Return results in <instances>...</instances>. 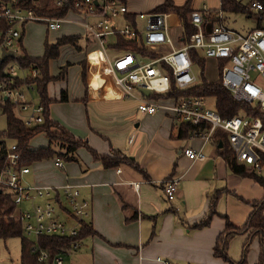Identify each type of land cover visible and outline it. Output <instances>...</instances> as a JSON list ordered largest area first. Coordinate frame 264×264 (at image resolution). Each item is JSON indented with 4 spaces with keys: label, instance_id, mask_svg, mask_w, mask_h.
<instances>
[{
    "label": "built area",
    "instance_id": "built-area-1",
    "mask_svg": "<svg viewBox=\"0 0 264 264\" xmlns=\"http://www.w3.org/2000/svg\"><path fill=\"white\" fill-rule=\"evenodd\" d=\"M66 1L72 4L70 12L86 18H100L93 23H83L85 32L93 40L85 52L88 101L130 99L137 101V110L143 114L159 111L171 114L178 124L190 125V135L185 140L200 138L207 142L220 129L227 134L228 146L237 162L260 168V162L264 161V121L261 117L222 118L214 104L213 108L205 106L207 97L170 96L154 99L150 95L166 93L171 79L179 90H186L199 82L193 73L195 63L191 50L194 49L205 62L214 61L221 85L235 101L253 104L264 112V29L254 28L247 34L239 33L222 23V11H218V22L207 30L203 21L204 18L209 19L212 12L207 9L195 10L189 14V22L195 32L187 41L183 39L179 46H175L167 22L168 13H139L137 18L145 22L144 28L140 29L136 21L132 24L125 18L127 6L117 0H56L55 4L61 6ZM251 9L259 14L263 12L264 5L253 1ZM64 18L44 17L14 3H0V20H6L8 25L0 29V60L2 51L13 50L16 55L17 41L28 23L42 22L48 30L54 31L60 28ZM118 35L136 41L141 49L116 50L109 57L106 47L115 44ZM109 36L113 38L110 41L107 39ZM163 48L167 50L163 52ZM90 49L100 51L104 57L102 67L98 66L95 71L89 67ZM8 59L11 57L2 61ZM219 63L223 64L220 71ZM4 73L5 77L0 80V102H10L24 125L32 127L42 124L44 106L36 93H32L34 84L25 82L26 79L36 78L38 70L9 61ZM20 79L21 83L18 84L17 80ZM94 81L97 82L96 87ZM182 154L191 161L206 158L201 150L189 146L182 149ZM4 161L5 164L0 166V191L11 193L24 234L34 240L41 236L77 237L89 215L90 206L78 187L70 183L60 186L25 184L24 175L30 172V165L20 163L14 143L7 145ZM54 163L59 168L64 166V162L58 159ZM178 182L177 177L163 181V192L168 201L176 197ZM35 200H42V204L34 205ZM58 211L61 213L59 217ZM80 241L73 240L68 250L53 258V264H62L63 256L78 248ZM47 259L48 254L39 248L37 260ZM156 262L170 264L160 257L156 258Z\"/></svg>",
    "mask_w": 264,
    "mask_h": 264
},
{
    "label": "crops",
    "instance_id": "crops-1",
    "mask_svg": "<svg viewBox=\"0 0 264 264\" xmlns=\"http://www.w3.org/2000/svg\"><path fill=\"white\" fill-rule=\"evenodd\" d=\"M162 1L126 0V6L129 13L136 15L137 26L143 29L145 22L137 15L151 13ZM172 1L178 6L189 2L192 11L218 12L221 6L220 0ZM168 14L174 45L179 46L183 40L181 22L175 13ZM222 23L229 28L223 19ZM254 24L242 34L254 29ZM88 60L94 71L104 63L102 53L94 49H90ZM94 83L96 87L97 82ZM89 104L88 122L81 124L77 138L84 139L98 154L113 157L114 151H119L137 167L128 163L104 166L85 147L77 149L76 161L64 162L63 168L57 167L55 160L30 165V172L24 175L30 184L70 183L89 200V215L84 222L93 233L65 254L62 264H159L157 257L170 264H227L213 255L226 218L241 227L251 212L248 202L261 199L264 189L251 178L233 174L212 139H178V122L171 114H143L137 110V101L130 99ZM56 122L73 133L63 122ZM185 146L201 150L206 158L187 159L182 154ZM170 177L179 178V182L176 197L168 201L163 181ZM216 193L219 196L215 214L207 226L196 227L207 216L210 200ZM246 238V234H237L229 242L228 254L235 261ZM249 250L258 253L257 238L252 240ZM19 257L20 252L17 264Z\"/></svg>",
    "mask_w": 264,
    "mask_h": 264
},
{
    "label": "trees",
    "instance_id": "trees-1",
    "mask_svg": "<svg viewBox=\"0 0 264 264\" xmlns=\"http://www.w3.org/2000/svg\"><path fill=\"white\" fill-rule=\"evenodd\" d=\"M55 1L56 0H51L50 2L49 0H0V3H14L16 6L24 9H31L36 15L44 17H65L67 13L70 12L69 10L72 7L71 2L66 1L61 6H57ZM117 1L126 4V0ZM253 1H259L264 5V0H250L246 4H243L240 0H220V11L246 13V15L252 16L254 14L251 9V3ZM171 12L178 16L183 27L182 37L187 41V38L195 32V28L192 27L189 22V14L192 12L189 2L178 6L174 4L172 0H163L151 13ZM211 15L209 19L204 18L203 21L207 30L218 22L216 12H212ZM254 15L256 17L255 28L264 29V11ZM125 18L132 24H135L136 15L127 12ZM7 26V21L1 19L0 29H4ZM22 37L17 41V47L21 48L20 53H16L14 58L6 61L0 60V80L5 77L4 68L9 61H16L23 67L38 70L39 75L36 78L26 79L25 82L34 84L36 87V95L45 109L44 121L40 125L28 127L16 116L13 105L10 102H0V108L6 117V128L0 131V166L5 164L4 156L6 153L7 140H11V142L16 145V151L20 155V163L23 165H31L33 162L43 160L58 159L63 162L76 161V150L81 147L87 148L94 159L101 161L104 166H114L119 163L133 164L127 156H124L119 151H114L113 157L106 154H98L95 150L88 147L84 139L76 138L69 130L58 122L51 120L49 117V105L56 100L49 97L47 86L51 81L63 79L67 72V67L70 64L66 63L59 67L58 74L53 77L49 74L48 62L59 56L60 48L64 45H69L77 51H81L78 44L80 39H82V35H63L57 38L53 43H48L47 40H45L42 57H32L28 55L22 47ZM83 38L87 46L93 41L87 33L83 35ZM138 49H141L139 43L118 35L116 37V43L107 46L106 52L109 57H112L113 52L116 50L136 51ZM191 56L195 65L200 67L202 73L205 65L204 58L194 49L191 50ZM83 60L80 62L84 68L82 71V79L86 87L85 65ZM222 65V63H219L218 71L221 70L220 67ZM166 73L171 75L169 71ZM201 79V81L186 90L177 89L171 79L170 88L166 93L151 94L150 97L154 99L170 96L212 98L214 100L215 110L222 118L252 115L254 117H261L264 121L263 111L259 110L253 104L235 101L231 97L229 91L221 85L219 78L216 81L204 80L203 77ZM17 82L18 84L21 83V79L17 80ZM60 94V101H66L68 99L65 90H61ZM38 134L45 135L48 139V146L32 149L29 147V143ZM189 135L190 125L186 123L178 124L176 137L184 140L187 139ZM212 142L217 146L219 143L222 144L220 149L222 150L223 159L233 174L251 178L264 189V177L260 173L261 169L264 168L263 160L260 162L259 169L252 165L237 162L233 156L232 150L228 146L227 134L220 129L216 130L212 136ZM132 166L137 167L135 164ZM218 196L217 193L213 195L210 200V210L207 216L201 223L197 224L196 227L200 228L208 225L210 218L215 214V203ZM248 204L251 207V212L245 223L241 227H236L226 218L224 232L217 237L213 247L214 257L222 259L227 264H246L247 253L250 249L252 240L255 238L258 239L259 243L258 256L255 264H264V196L259 200L248 202ZM15 211L16 206L13 203L11 193L5 190L0 191V239H20V257L18 264H53V258L57 254H63L64 251L68 250L69 244L73 240H81L93 233L91 227L83 222L77 237L41 236L37 240H32L25 237L23 224L15 214ZM237 234H246L247 236L242 246V254L239 261L231 259L228 254L229 242ZM39 248L43 249L48 254L47 260H37Z\"/></svg>",
    "mask_w": 264,
    "mask_h": 264
},
{
    "label": "rangeland",
    "instance_id": "rangeland-1",
    "mask_svg": "<svg viewBox=\"0 0 264 264\" xmlns=\"http://www.w3.org/2000/svg\"><path fill=\"white\" fill-rule=\"evenodd\" d=\"M51 0H49L50 2ZM249 0H241L243 4H246ZM254 14H257L256 11ZM248 16L246 13H234V12H223L222 19L229 28L234 29L237 32H245L248 29L254 27L256 21L255 15ZM99 17L85 16L68 12L64 18V22L61 24L60 28L54 31L48 30L45 23L42 22H31L28 23L24 28V33L22 37V47L26 49L29 54L35 57H42L43 55V44L45 40L48 43H53L57 38L63 35H82V39L79 41V46L81 51H77L75 48H72L69 45H64L60 48L59 56L56 59L49 60L48 62V71L49 74L55 77L59 72V67L69 63L67 67V72L63 79H56L51 81L47 86V93L49 96H52L56 101L52 102L49 105V117L55 121L63 122L65 125L70 127L72 133L76 138L77 135L81 134V124L88 122V115L90 104L86 98V87L82 79L83 66L81 65V59L85 58L84 54L86 52V42L83 38V35L86 34L83 23L88 21L93 23L94 21L99 20ZM121 21V19H120ZM110 41L112 36L107 37ZM19 47H15L16 53H20ZM163 52L167 48L162 49ZM85 65V80L87 74V63L84 59ZM193 73L195 74L198 81H201L202 77L204 80L216 81L218 79V72L215 68V63L213 60H206L204 65V70L201 73L200 67L194 65ZM32 92L34 95L36 93V87H34ZM61 90H65L67 93V100L60 101ZM88 101H86L85 100ZM213 100L210 98L206 99L205 106L208 108H213ZM83 118L85 121H83ZM6 128V117L2 113L0 108V131H3ZM48 139L44 134L36 135L29 146L31 148L40 147V145L48 146ZM11 140L6 141V145H10ZM51 161V160H49ZM261 175L264 177V168L261 169ZM25 184H30V179L28 176L24 178ZM42 204V200H35L34 205ZM23 209L25 205L23 204ZM19 209V208H18ZM15 214H17L15 212ZM60 212H57V216H60ZM26 238L34 240L33 237L25 235ZM259 244V243H258ZM20 252V239L19 238H9L6 240L0 239V264H17L18 254ZM242 249L240 250V255L236 261H239L241 258ZM258 254V253H257ZM257 254L254 251H248L246 264L248 262L257 260ZM230 256V254H229ZM255 257V258H254ZM231 259H233L230 256ZM234 260V259H233Z\"/></svg>",
    "mask_w": 264,
    "mask_h": 264
},
{
    "label": "water",
    "instance_id": "water-1",
    "mask_svg": "<svg viewBox=\"0 0 264 264\" xmlns=\"http://www.w3.org/2000/svg\"><path fill=\"white\" fill-rule=\"evenodd\" d=\"M14 56H15V53H14L13 50L2 51V53H1V60H4L7 57L13 58ZM144 93L146 94L147 92H144ZM218 147L221 148L222 147V144L219 143Z\"/></svg>",
    "mask_w": 264,
    "mask_h": 264
}]
</instances>
